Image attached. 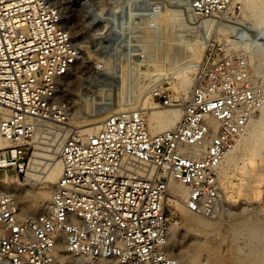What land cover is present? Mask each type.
I'll list each match as a JSON object with an SVG mask.
<instances>
[{
  "label": "built area",
  "instance_id": "built-area-1",
  "mask_svg": "<svg viewBox=\"0 0 264 264\" xmlns=\"http://www.w3.org/2000/svg\"><path fill=\"white\" fill-rule=\"evenodd\" d=\"M235 0H192L199 20L231 24ZM109 17L113 42L119 11ZM219 56L207 42L179 119L152 133L142 109L108 113L98 129L69 133L59 146L61 172L49 208L20 214L14 195L0 192V264H183L167 249L172 218L170 182L186 187L188 212H220V169L264 104V84L253 75L246 51ZM222 51V48H219ZM80 54L54 0H0V168L25 175L37 119L66 120L59 85ZM261 80V79H260ZM155 104L173 102L162 87Z\"/></svg>",
  "mask_w": 264,
  "mask_h": 264
},
{
  "label": "rangeland",
  "instance_id": "rangeland-1",
  "mask_svg": "<svg viewBox=\"0 0 264 264\" xmlns=\"http://www.w3.org/2000/svg\"><path fill=\"white\" fill-rule=\"evenodd\" d=\"M190 1L192 0H54L56 7L62 14L64 22L78 43L80 54L75 64L71 67L68 74L62 78L59 85V98L67 102L69 107L68 115L65 120L67 123L64 120L62 123H59L60 125L54 130L55 132L40 130L34 134V138L29 144L30 148L27 153L28 162L26 171L31 167V157L35 150L36 142L49 143L51 141H56L65 133L67 136L69 133L76 131L77 128H75V126L90 123L93 117L113 107H117L119 104V106L128 105V101L129 105L137 104L138 106L145 105L148 107L157 105L155 104L156 101L152 100V93L156 87L164 88L173 103H183L188 98L189 92L195 83L196 70H194L195 72H188L190 76L193 75V81L186 95L181 94L178 96L174 82L178 83L176 74L188 68H183L180 71L178 67L185 65V63L177 64L178 66L176 63H180V60L183 58L191 57V54H189L191 52L186 51V46L183 45L184 41H187L192 35L188 25L187 15H185V11H187L186 8L190 6ZM169 2L172 4L170 5ZM153 6L154 8H152ZM116 10H118L120 14V16H117L115 19L118 24V34L116 35L118 39L113 42L112 39L114 34L110 32L109 17L105 14H109L111 11L115 12ZM161 11L163 12L161 13ZM242 11L243 6H241L239 11H235L230 15L233 20L231 24L220 19L214 21L222 25V30L218 32L217 30H213L212 35L209 34L207 41L216 44L219 56H222L223 53H226L227 50L231 48L228 40L235 38V36H231V34L235 33L236 30H238L236 32V38L238 35L240 36V34L244 35L245 33H251V31H247L249 27H247V21L243 18ZM153 12L154 14L152 15ZM172 14L175 15V17ZM158 15L161 16L159 17ZM170 16L173 17L169 18ZM159 19L161 24L159 23ZM165 21L166 23H164ZM168 21L171 22L169 23ZM201 21L205 22V20L202 19ZM210 21L211 20L207 22ZM156 24L157 27L155 28L154 26H156ZM171 24H173V28ZM179 24H181V26H179ZM167 27L169 29H166ZM174 27L176 28L175 31H173ZM233 30H235V32ZM156 31H158V33ZM205 31V29H201L198 33L203 34ZM181 35L183 37H180ZM153 37H156L157 40ZM263 37L264 34H262V38ZM262 42L260 43L263 45H259L258 49H260V47L261 49L263 48L264 38ZM175 43H177L176 48L178 49L179 56L173 60L171 52L174 47L173 44ZM146 44L148 45L146 46ZM165 47L167 50L169 49V51H166ZM255 47L256 46H252L251 48L255 49ZM219 48H222V51L219 50ZM161 49L163 51H161ZM165 51L166 53L168 52V54H166ZM179 52L181 53L179 54ZM153 63L161 65L158 69H168L169 72L173 73H170L164 78L161 76L156 77L154 81L151 77H153V74L156 73L157 70L154 68ZM164 63L165 65L168 64L167 67ZM120 67L121 70L123 68L125 72L123 70L122 72L124 73L120 72ZM145 69L147 71H145ZM250 69L253 75L264 84V67L257 70H253L252 67H250ZM130 70L134 71L130 72ZM127 72H129V75H127ZM125 73L126 75L124 76ZM140 79L142 81H139ZM68 81H70L71 86L74 85L72 86V91L71 89L65 88L64 82ZM126 85H128L129 88ZM147 85H149V87ZM116 89L118 92L115 91ZM151 91L152 93H150ZM131 92L136 93L131 94ZM147 93L150 94L148 95ZM131 98L133 99L131 100ZM133 101L135 103L132 104L131 102ZM145 101L147 102L145 103ZM132 108L135 107L133 106ZM78 112L79 114H76ZM256 114H259V112ZM73 116L78 118H72ZM254 118H256V116H254ZM86 127L89 126L87 125ZM79 128H85V126ZM262 131L263 129L261 132ZM259 138L260 136L250 141V144L246 146V148L241 147L238 149L234 164H229L227 166L224 164V169L227 168V172L220 176L222 207L217 215H196L187 210L183 211L179 206H176L172 200H166V210L168 215L172 218L169 229V235H172L170 248L175 255L178 254V256L184 260L181 261L183 264H264V138H262V140ZM40 160L41 162L34 164V169L39 177L37 176L34 179L35 182H33V180L31 182L33 192L28 193L29 199H35L36 196L43 193L51 195L54 183L56 182L49 181L43 177L42 172L45 170L44 168L49 161L45 159ZM245 160H248V166L243 169L241 163ZM242 171H244L243 174ZM15 177L19 181H15L18 188L23 189L25 186L29 185L26 174L17 175L16 170L11 167L7 169L0 168V187L2 190L5 189L6 184L1 181L9 182ZM6 189L8 188L6 187ZM22 203L23 201L20 200V204ZM30 203L33 206V203ZM25 213L26 212H23L21 214L26 215ZM28 214L34 215L38 213L33 211L27 213V215ZM196 218H201L199 220H206L207 222H198Z\"/></svg>",
  "mask_w": 264,
  "mask_h": 264
},
{
  "label": "bare ground",
  "instance_id": "bare-ground-1",
  "mask_svg": "<svg viewBox=\"0 0 264 264\" xmlns=\"http://www.w3.org/2000/svg\"><path fill=\"white\" fill-rule=\"evenodd\" d=\"M170 1V0H169ZM235 1H239L241 2V5L243 6V11H242V15H243V18L247 21V24L249 27L247 31H251V33H245L244 35L240 34V36L238 35L237 38H236V32L238 30H233L235 33L231 34V36H235V44L234 47L236 48H243L245 51H246V54H247V57H248V61H249V65L250 67H252L253 70H257L261 67H264V46H262L263 48L261 49H258L259 45H263L261 44L260 42L263 41V38H262V34H264V0H235ZM168 2V1H167ZM191 2V1H190ZM185 3V2H184ZM167 4V3H166ZM169 4L171 5L172 3L169 2ZM176 5V4H174ZM159 6V5H158ZM157 6V7H158ZM161 6V4H160ZM176 7V6H175ZM154 8V6L152 7ZM166 8V7H165ZM181 8V7H180ZM156 9V7H155ZM160 9V8H159ZM168 9V8H167ZM166 9V10H167ZM182 9V8H181ZM179 9V10H181ZM184 9V8H183ZM187 11L185 15H187V18H188V25L191 29V32H192V35L191 37L187 40V41H184V46H186V51H189L191 53V57H186V58H183L181 59L180 63H176V65L178 64H182V63H185V65H182L181 67H178L179 69L178 70H182L183 68H187L186 70H182V72H180L179 74H176V77H178V83H175L174 82V85L177 89V93H178V96H180L181 94H184L186 95L188 90L190 89V85L192 84V81H193V75L190 76L188 74L189 71H194L196 70V68L198 67L200 61H201V58L203 56V52H204V47L206 46L207 44V40H208V37H209V34L212 35V31L214 30H217L220 31L222 30L221 28V24L219 22H214V21H210V22H202L201 20L199 19H196L193 15H192V12L190 10V8H186ZM154 10V9H152ZM170 10V9H169ZM178 10V11H179ZM156 11V10H155ZM154 11V12H155ZM154 12L152 13V15L154 14ZM159 12V11H158ZM163 11H161L162 13ZM170 12V11H169ZM168 12V13H169ZM160 13V14H161ZM179 13V12H178ZM184 13V12H182ZM146 14V13H145ZM167 15V14H166ZM165 15V16H166ZM171 15V14H170ZM173 15V14H172ZM184 15V14H183ZM159 17L161 15H158ZM163 16V15H162ZM175 17V15H173ZM173 16H170L169 18L173 17ZM167 17V16H166ZM177 18V17H176ZM186 18V19H187ZM146 19V18H145ZM164 19V17H163ZM167 19V18H166ZM174 19V18H173ZM103 20V19H102ZM148 20V19H147ZM146 20V21H147ZM169 20V19H168ZM180 20V19H179ZM184 20V18H183ZM181 21V20H180ZM186 21V20H185ZM145 22V21H144ZM158 22V21H157ZM169 22V21H168ZM171 22V21H170ZM169 22V23H170ZM177 22V21H176ZM156 23V22H155ZM159 23H160V19H159ZM166 23V21L164 22ZM168 23V24H169ZM184 23V22H183ZM153 24V23H152ZM158 24V23H157ZM157 24L156 26H154L155 28L157 27ZM161 24V23H160ZM173 24H171V27H172ZM183 25V24H182ZM149 26V24H148ZM153 26V25H152ZM170 26V25H169ZM175 26V25H174ZM179 26H181V24H179ZM177 27V26H175ZM174 27V30L175 31V28ZM152 28V27H151ZM173 28V27H172ZM180 28V27H179ZM160 29V28H159ZM166 29H169L168 27ZM201 29H205L206 31L201 34V33H198L199 30ZM157 30V29H156ZM181 30V29H179ZM185 30V29H184ZM170 31V30H169ZM155 32V30H154ZM158 33V31H156ZM160 32V31H159ZM168 32V31H167ZM169 33V32H168ZM177 33V32H176ZM241 33V32H240ZM243 33V32H242ZM161 34V33H160ZM159 34V35H160ZM179 34V33H178ZM215 34V33H214ZM218 34V33H217ZM158 35V36H159ZM162 35V34H161ZM164 35V34H163ZM171 35V34H170ZM180 35V34H179ZM187 35V33H186ZM149 36V35H148ZM157 36V37H158ZM173 36V35H172ZM230 36V37H231ZM161 37V36H160ZM178 37V36H176ZM180 37H183L182 35ZM154 38V37H153ZM163 38V37H162ZM156 39V37L154 38ZM171 39V38H170ZM146 40V39H145ZM157 40V39H156ZM167 40V39H166ZM228 40V39H227ZM262 40V41H261ZM151 41V40H150ZM161 41V40H160ZM164 41V40H163ZM162 41V42H163ZM167 42V41H166ZM169 42V41H168ZM177 42V41H176ZM183 42V41H182ZM156 43V42H154ZM180 43V42H179ZM263 43V42H262ZM168 44V43H167ZM148 44H146L147 46ZM164 45V43H163ZM170 45V44H169ZM174 47L172 49V58L173 60H175L179 55H178V49L176 48L177 46V43L173 44ZM179 45V44H178ZM145 46V47H146ZM252 46H256L255 49L254 48H251ZM153 47V46H152ZM182 47V46H181ZM155 48V47H154ZM166 48V47H165ZM169 48V47H168ZM183 49V48H181ZM185 49V48H184ZM164 50V48H163ZM161 49V51H163ZM166 51H169V49L167 50L166 48ZM165 51V53H166ZM171 51V50H170ZM181 51V50H180ZM146 52V51H145ZM182 52V51H181ZM179 52V54L181 53ZM161 53V52H159ZM164 53V52H163ZM168 54V52L166 53ZM187 55V54H186ZM155 56V55H154ZM163 56V55H162ZM183 56V55H182ZM185 56V55H184ZM158 57V55H157ZM160 57V56H159ZM166 58V57H165ZM162 59V58H161ZM164 59V57H163ZM171 59V57H170ZM117 60V59H116ZM114 60V61H116ZM147 60V59H146ZM145 60V61H146ZM178 60V59H177ZM127 61V59H126ZM144 61V60H143ZM169 61V60H168ZM190 61V62H189ZM147 62V61H146ZM150 62V61H149ZM171 62V61H170ZM169 62V63H170ZM175 62V61H174ZM173 62V63H174ZM179 62V61H177ZM101 63V62H100ZM115 63V62H114ZM119 63V62H118ZM123 63V62H122ZM121 63V64H122ZM133 63V62H132ZM140 63V62H139ZM152 63V62H151ZM125 64V63H124ZM145 64V62H144ZM98 65V64H97ZM101 65V64H100ZM104 65V63H103ZM102 65V66H103ZM106 65V64H105ZM118 66H120L119 64H117ZM131 65V64H130ZM138 65V64H137ZM141 65V64H139ZM154 65V68L157 70L156 73L153 74V77H151L153 80L154 78L156 77H165L167 75H169L170 73H173V72H169L168 69L166 70H162V69H158L159 66L161 65H158L157 63H153ZM163 65V63H162ZM165 65V63H164ZM168 65V64H167ZM167 65H165L167 67ZM171 65V64H170ZM175 65V64H174ZM177 65V66H178ZM110 66V65H109ZM115 66V65H114ZM152 66V65H151ZM173 66V65H172ZM171 66V67H172ZM145 67V66H144ZM149 67V66H148ZM147 67V68H148ZM131 68V67H130ZM128 68V69H130ZM133 68V67H132ZM140 68V67H139ZM146 68V69H147ZM163 68V67H162ZM103 69V68H102ZM105 69V68H104ZM127 69V68H126ZM141 69V68H140ZM145 69V71H147ZM153 69V70H155ZM175 69V68H174ZM116 70V69H115ZM123 70V68H122ZM121 70V67H120V72H122ZM132 70V69H131ZM130 72H133L131 71ZM137 70V69H136ZM150 70V69H149ZM176 70V69H175ZM173 70V71H175ZM262 70V69H261ZM103 71V70H102ZM107 71V70H106ZM124 71V70H123ZM128 71V70H126ZM152 71V70H151ZM171 71V70H170ZM260 71V70H259ZM263 71V70H262ZM104 72V71H103ZM125 72V71H124ZM122 72V73H124ZM137 72V71H136ZM139 72V71H138ZM154 72V71H153ZM195 72V71H194ZM264 72V71H263ZM98 73V72H97ZM262 73V72H260ZM68 73H66L67 75ZM104 74V73H103ZM110 74V73H109ZM112 74H116V73H112ZM111 74V75H112ZM64 75L63 78L66 76ZM126 75V73L124 74V76ZM127 75H129V72H127ZM142 75V73H141ZM146 75V74H145ZM148 75V74H147ZM110 76V75H109ZM114 76V75H113ZM152 76V74H151ZM112 77V76H111ZM138 77V76H136ZM144 77V76H143ZM171 77V76H170ZM173 77V76H172ZM114 78V77H113ZM134 78V77H133ZM140 78V77H138ZM169 78V77H168ZM129 79V78H127ZM136 79V78H135ZM148 80V79H146ZM150 80V79H149ZM120 81V80H119ZM128 81V80H127ZM126 81V82H127ZM139 81H142L141 79ZM151 81V80H150ZM148 81L149 83H154L153 81ZM155 81V80H154ZM158 81V80H157ZM173 81V80H172ZM137 82V80H136ZM177 82V81H176ZM73 83V82H72ZM116 83V82H115ZM120 83H123V82H120ZM133 83V82H132ZM141 83V82H140ZM139 83V85H140ZM148 83V84H149ZM65 84V88H68V89H71L72 91V86L74 85H70V81L68 82H64ZM124 84V83H123ZM129 84V82H128ZM157 84V83H156ZM159 84V83H158ZM121 85V84H120ZM132 85V84H131ZM136 85V84H135ZM145 85V83H144ZM122 86V85H121ZM128 87V85H126ZM130 86V85H129ZM146 86V85H145ZM149 87V85H147ZM157 86V85H156ZM173 86V85H172ZM77 87V86H76ZM109 87V86H108ZM123 87V86H122ZM135 87V86H134ZM133 87V88H134ZM137 87V86H136ZM75 88V87H74ZM129 88V87H128ZM132 88V86H131ZM130 88V89H131ZM123 89V88H122ZM127 89V88H125ZM132 90V89H131ZM136 90V89H135ZM151 90V89H150ZM67 91V90H66ZM109 91V89H108ZM117 91V89L115 90ZM124 91V90H123ZM134 91V89H133ZM149 91V90H147ZM118 92V91H117ZM120 92V91H119ZM125 92V91H124ZM130 92V91H129ZM140 92V91H139ZM136 92H131V94H134ZM152 93V91L150 92ZM149 93V94H150ZM126 94V93H125ZM138 94V93H137ZM148 94V93H147ZM148 94V95H149ZM190 94V92H189ZM110 95V94H109ZM113 95V94H112ZM116 95V94H115ZM119 95V94H118ZM145 96V95H144ZM115 97V96H114ZM129 97V96H128ZM127 97V98H128ZM138 97V96H137ZM146 97V96H145ZM189 97V96H188ZM109 98V96H108ZM117 98V97H116ZM120 98V96H119ZM114 99V98H113ZM121 99V98H120ZM122 99H123V96H122ZM133 98H131L132 100ZM135 99V98H134ZM144 99V98H143ZM182 99H183V96H182ZM110 100V99H109ZM126 100V99H125ZM129 100V99H128ZM146 100V99H144ZM111 101V100H110ZM118 101V100H117ZM120 102V101H119ZM147 101H145L146 103ZM121 103V102H120ZM132 104L135 103L134 101L131 102ZM152 103V102H150ZM143 104V103H142ZM181 104L182 102L176 104V103H173L172 106H168V107H162V106H159V105H151V106H138L137 104L135 105H129V101H128V105H123V106H117V107H113L112 109L110 110H107L105 112H103L102 114H99L95 117L92 118V121L90 123H84V124H80V125H77L75 126L76 131H80V132H83V133H87V132H93L94 130L98 129V127L100 126L101 122L103 121V119L105 118V116L112 112V111H116V110H119V109H132V107L134 106L135 109H142L143 111H145L147 113V119H148V123H149V128H150V131L152 133L154 132H158V131H161L163 129H166V128H169L171 127L180 117V114H181ZM141 105V104H140ZM69 108V107H68ZM72 108V107H71ZM104 108V107H103ZM92 110V109H91ZM100 110V109H99ZM104 111V110H103ZM98 113V112H97ZM76 114H79L76 113ZM254 116H256V118H252V121L250 123V126L248 128V131L245 135H243L242 137H240L233 150L231 152H229L224 160H223V163H222V166H221V169H220V176H222L225 172H227V168L224 169V164L229 165V164H234V161H235V156H236V153L238 151L239 148L241 147H245L248 146L250 144V141H253L254 138L260 136V140H262V138H264V104L263 106L261 107V109L259 110V114H255ZM71 118V117H70ZM72 118H78L76 116H73ZM88 120V119H87ZM36 125L37 127L39 128V130H49V131H53L55 132L54 130L57 129V127L60 125L59 123H62V119L59 118V119H55V118H52V119H37L36 121ZM66 122V121H65ZM67 123V122H66ZM69 123V122H68ZM89 126V127H86V126ZM92 125V126H90ZM72 126V125H71ZM85 126V128H79V127H83ZM263 129V131L261 132V130ZM72 130V129H71ZM69 133V132H68ZM60 136V135H59ZM36 137V136H35ZM66 137V133L64 135H61V137L56 140V141H51L49 143H42V142H36V145H35V150L32 154V157H31V167L27 170L26 172V179L29 181V185L28 186H25L23 189L22 188H18L17 187V184L16 182H19L16 177L14 179H12V181H9V182H4V181H1L3 182L4 184H6L5 186V189L0 190V192H5V193H10L12 195H14L17 199V202H18V205H19V210H20V214L23 213V212H26L25 214L27 215V213L29 212H33V211H36V213H40V212H43L45 211L46 209L49 208V205H50V198H51V195L48 194V193H43V194H40L39 196H36L35 199H29L28 198V193H32L33 192V189H32V180L33 182L34 179L38 176L36 174V170L34 169V164H36L37 162H41L40 159H45L49 162H47L46 164V167L44 168L45 170L42 172L43 173V177H45L47 180L49 181H56L59 177V174L61 172V164H60V161L59 159H57V153H58V150H59V146L60 144L63 142V140L65 139ZM10 142L9 140H7L4 136H2L0 134V150L9 146ZM249 148V147H248ZM243 163H241V167L244 169V168H247L248 166V160H245V161H242ZM38 164V163H37ZM38 172V171H37ZM244 173V171H242V174ZM39 177V176H38ZM43 178V179H45ZM16 181V182H15ZM20 185V184H19ZM6 187L8 189H6ZM23 187V186H22ZM46 192V191H45ZM186 187L183 186L182 184H179L178 182H170L169 184V194L167 196V201L168 200H172L176 206H179L183 211H186V208L184 206V200H185V197H186ZM170 196V197H169ZM20 200L23 201L22 204H20ZM32 202L33 203V206L32 204L30 203ZM225 207V206H224ZM224 209V208H223ZM29 215V214H28ZM35 215V214H34ZM198 220V222H207L206 220L205 221H202V220H199L201 218H196ZM210 223V222H209ZM208 223V225H209ZM202 224V223H201ZM215 224V223H214ZM213 224V225H214ZM207 225V223H206ZM171 243H172V235H168V242H167V249H168V252L173 255V256H177V258L181 261H184L182 258H180V256H178V254H174L171 250ZM70 261L72 264H83V259L80 258V257H76V256H72V257H69ZM196 262V261H195ZM214 264V263H213Z\"/></svg>",
  "mask_w": 264,
  "mask_h": 264
},
{
  "label": "crops",
  "instance_id": "crops-1",
  "mask_svg": "<svg viewBox=\"0 0 264 264\" xmlns=\"http://www.w3.org/2000/svg\"><path fill=\"white\" fill-rule=\"evenodd\" d=\"M7 171H8V170H7ZM7 171H6V172H7ZM7 173H8V172H7Z\"/></svg>",
  "mask_w": 264,
  "mask_h": 264
}]
</instances>
